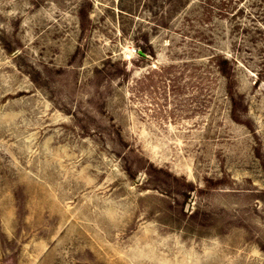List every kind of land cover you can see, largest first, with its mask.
Returning a JSON list of instances; mask_svg holds the SVG:
<instances>
[{"label":"rangeland","instance_id":"1","mask_svg":"<svg viewBox=\"0 0 264 264\" xmlns=\"http://www.w3.org/2000/svg\"><path fill=\"white\" fill-rule=\"evenodd\" d=\"M0 264H264V0H0Z\"/></svg>","mask_w":264,"mask_h":264}]
</instances>
